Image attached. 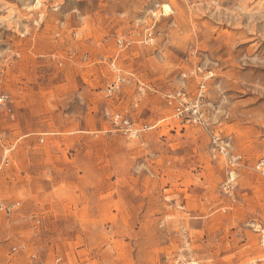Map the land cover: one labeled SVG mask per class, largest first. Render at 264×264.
Segmentation results:
<instances>
[{"label": "rangeland", "instance_id": "1", "mask_svg": "<svg viewBox=\"0 0 264 264\" xmlns=\"http://www.w3.org/2000/svg\"><path fill=\"white\" fill-rule=\"evenodd\" d=\"M0 95V264H264V0H0Z\"/></svg>", "mask_w": 264, "mask_h": 264}, {"label": "built area", "instance_id": "2", "mask_svg": "<svg viewBox=\"0 0 264 264\" xmlns=\"http://www.w3.org/2000/svg\"><path fill=\"white\" fill-rule=\"evenodd\" d=\"M154 33L152 28L147 29L142 36V43L146 46L154 45ZM117 45L120 48L123 45L122 40H117ZM111 67L114 68V63L112 62ZM119 88L118 82L113 83L111 86L105 90L106 95H110L112 92H116ZM139 95L135 96L133 99V108L138 106ZM204 99V85H200L199 89L195 96H189L185 92L176 91L171 94H168L164 98L165 104L171 108L172 110V118L181 126H200L206 128L205 122L202 119V112L200 110L202 106V101ZM9 103V97L6 95H0V108L4 107ZM111 125L114 129L121 131L128 138L137 137L140 129H138L134 123L129 121L123 115L119 113H115L110 117ZM147 127H143L146 129ZM212 139L214 143L219 142V137L216 135H212ZM214 151L220 156L224 158L225 165L229 170L227 179L223 185V189L225 192L231 196L230 191L234 189L235 179L238 171L241 168H244L245 162L242 155L237 153H228V151L224 147L217 146ZM2 166H8V160L4 158L2 160ZM1 169V168H0ZM251 170L256 174L264 177V152L260 154L257 160L253 163ZM19 207L18 202H14L12 204H5L0 199V214H3L6 217H9L13 214ZM38 224V221L36 222ZM254 232L258 235L259 244L262 252L264 253V221L263 222H254L253 224ZM15 250V249H13Z\"/></svg>", "mask_w": 264, "mask_h": 264}, {"label": "bare ground", "instance_id": "3", "mask_svg": "<svg viewBox=\"0 0 264 264\" xmlns=\"http://www.w3.org/2000/svg\"><path fill=\"white\" fill-rule=\"evenodd\" d=\"M163 7L166 9V11L168 10V7L166 5H163Z\"/></svg>", "mask_w": 264, "mask_h": 264}]
</instances>
